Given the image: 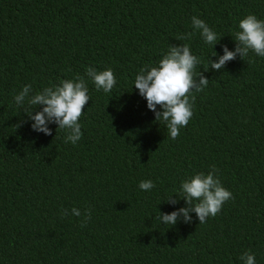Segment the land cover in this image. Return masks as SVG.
<instances>
[{
    "label": "trees",
    "instance_id": "trees-1",
    "mask_svg": "<svg viewBox=\"0 0 264 264\" xmlns=\"http://www.w3.org/2000/svg\"><path fill=\"white\" fill-rule=\"evenodd\" d=\"M248 14L264 20V0H0V264H244L248 250L264 264V57L209 65L234 50ZM194 15L221 37L214 46ZM182 43L209 83L173 140L134 80ZM89 66L111 67L116 87L97 90ZM78 75L90 97L82 138L65 143L55 123L51 135L34 131L14 95ZM212 165L233 199L203 224L195 212L191 223L160 222L159 211L186 207L166 201L181 182ZM142 180L155 186L141 190Z\"/></svg>",
    "mask_w": 264,
    "mask_h": 264
},
{
    "label": "clouds",
    "instance_id": "clouds-1",
    "mask_svg": "<svg viewBox=\"0 0 264 264\" xmlns=\"http://www.w3.org/2000/svg\"><path fill=\"white\" fill-rule=\"evenodd\" d=\"M192 26L199 30L205 43L214 46L221 37L202 19L192 16ZM239 30L235 32L234 50H229L227 45L223 46V55L217 60L209 61L212 69L221 70L226 62L236 59L249 58V63L255 61L249 57V53L264 57V20L258 19L255 14H248L239 21ZM193 33L189 32L176 37L184 41L191 38ZM217 55L214 51L213 56ZM201 63L200 58L192 54L187 43L169 45L157 64L144 65L135 76L134 86L139 94L147 101V107L155 114L157 122H163L171 139L175 140L180 129L188 125L193 116L195 93L202 92L209 83V79L202 72L197 73L196 68ZM207 70V69H205ZM86 75L94 83L97 90L110 92L116 87L117 79L111 67L97 70L94 67L86 68ZM32 93L31 84L25 85L22 90L15 94V104L23 106L27 103L30 110L27 111L28 118L33 121L31 128L34 131L51 135L50 123H55L58 129L68 130L65 143L71 142L75 145L81 138L80 118L84 114L85 105L90 97L88 86L84 77L76 76L72 79H63L59 84L45 87L42 91ZM42 108L33 113L36 106ZM159 105L160 110H157ZM20 125H17L19 127ZM219 169L211 166L207 173L196 172L181 182L178 193L171 194L166 201L175 205L178 198L185 200L186 207H180L174 211L160 212L157 219L165 225H175L183 218L185 223H191L190 213L195 212L199 224L206 223L208 217H215L220 213L224 203L233 199V194L225 188L217 173ZM151 180H142L139 183L141 190L150 191L154 187ZM72 215L81 216L77 208L71 209ZM61 215H68L64 210ZM90 219V210L85 214L81 226H85ZM244 264H256L255 254L248 250L241 255Z\"/></svg>",
    "mask_w": 264,
    "mask_h": 264
}]
</instances>
